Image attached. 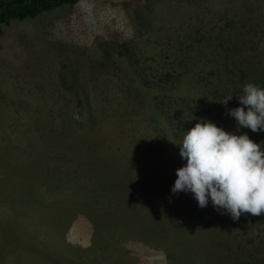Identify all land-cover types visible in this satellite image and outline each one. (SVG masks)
Instances as JSON below:
<instances>
[{
	"label": "rangeland",
	"instance_id": "374dc122",
	"mask_svg": "<svg viewBox=\"0 0 264 264\" xmlns=\"http://www.w3.org/2000/svg\"><path fill=\"white\" fill-rule=\"evenodd\" d=\"M250 82L264 0H79L3 24L0 264H264V213L172 192L201 119L264 148L227 114Z\"/></svg>",
	"mask_w": 264,
	"mask_h": 264
},
{
	"label": "clouds",
	"instance_id": "9594fccd",
	"mask_svg": "<svg viewBox=\"0 0 264 264\" xmlns=\"http://www.w3.org/2000/svg\"><path fill=\"white\" fill-rule=\"evenodd\" d=\"M231 99L219 102L227 105ZM239 101L242 106L227 110L238 127L253 132L264 129V87L247 83ZM179 145L187 163L176 170L173 194L191 192L201 208L210 198L217 210L223 209L233 220L242 214L264 213V148L260 143L247 133L227 131L201 119Z\"/></svg>",
	"mask_w": 264,
	"mask_h": 264
},
{
	"label": "trees",
	"instance_id": "16d2710c",
	"mask_svg": "<svg viewBox=\"0 0 264 264\" xmlns=\"http://www.w3.org/2000/svg\"><path fill=\"white\" fill-rule=\"evenodd\" d=\"M79 0H0V29L11 20L34 18L39 13Z\"/></svg>",
	"mask_w": 264,
	"mask_h": 264
}]
</instances>
